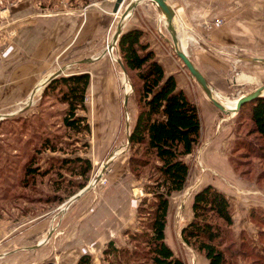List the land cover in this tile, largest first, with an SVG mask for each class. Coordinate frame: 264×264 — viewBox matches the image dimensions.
Here are the masks:
<instances>
[{"label":"rangeland","instance_id":"1","mask_svg":"<svg viewBox=\"0 0 264 264\" xmlns=\"http://www.w3.org/2000/svg\"><path fill=\"white\" fill-rule=\"evenodd\" d=\"M99 1L0 0V115L10 114L0 119V264H28L29 261L76 264L83 254H90L91 264H113L122 256L114 249L136 254L130 255L129 260L121 259L122 263L132 264L143 259L145 247L137 235L145 231L148 222L151 211L148 205L153 194L145 186L152 180L148 179L149 169L139 176L132 172L129 163L132 152L127 142L138 110L135 97L138 79L135 72L126 69L124 72L115 61L116 57L121 59L117 44L111 55L106 53L97 60L81 62L102 54L129 0L124 1L111 28H105L104 34V16L103 22L97 18L100 20L97 24L87 23L83 30H78L79 18L84 24L89 17L90 11L85 9L98 8ZM169 1L177 3L178 10H207L204 14L207 23L202 25L205 38L200 40L194 35L196 40L187 46V54L216 89L219 98L225 103L234 102L264 83V0ZM150 4L142 1L136 6L139 10H157ZM219 19L221 23L217 24ZM170 48L174 57L172 62L162 64L166 73L174 74L183 88L201 90L208 98L176 56L173 46ZM243 57L262 60L247 61ZM60 68L64 69L60 76L80 72L90 75L85 109L78 111L86 119L87 132L75 133L64 125L66 104L61 101L59 88L45 93L50 82L41 88L43 79ZM36 86L37 91L30 99ZM195 101L204 126L209 123L207 108L199 100ZM248 109L249 106L244 115L224 116L222 126L226 127L222 132L226 130L224 134H227L230 129L227 140L223 142V138L217 137L206 146L199 141L194 152L184 158L189 170L197 166L199 178L195 183L196 178L191 181L189 173L184 189L169 197L165 241L185 264H208L204 255L184 243L181 237V229L193 216L190 206L193 195L207 186L202 182L206 170L199 163L201 150L203 157L218 171L226 166L234 171L244 185L241 189L245 191H239V196H247L241 200L248 201L250 196L255 200L254 204L249 203L246 220L243 216L239 222L237 217L232 230L236 238L240 232L245 235L248 249L252 244L255 252L262 251L264 159L257 150L234 144L239 137L252 140V146L258 142L250 134L251 125L244 118ZM48 144L56 150L52 151ZM113 153L100 179L74 199L97 177ZM77 158L90 163L86 183L83 176L75 173L84 162L76 161ZM26 165L36 172L23 179ZM211 175L218 181V174ZM80 184L86 185L79 189ZM144 199L146 209L140 212ZM88 227L97 231L79 233L81 228ZM110 242L113 247L105 254ZM80 249L84 250L83 254H77ZM250 260L249 257L237 264H251Z\"/></svg>","mask_w":264,"mask_h":264},{"label":"trees","instance_id":"2","mask_svg":"<svg viewBox=\"0 0 264 264\" xmlns=\"http://www.w3.org/2000/svg\"><path fill=\"white\" fill-rule=\"evenodd\" d=\"M122 64L129 72H135L138 82L135 86V97L138 110L130 131L131 156L129 163L135 175H143L148 169L150 184L145 189L153 194L149 203L148 222L142 234L137 235L138 241L144 245L143 259L132 264H185L175 256L173 250L165 241V228L169 209V197L184 189L189 165L184 158L194 152L200 141L201 123L195 103L185 92L178 88L173 74H166L163 65L156 59L155 53L143 39L140 29H124L117 41ZM88 72L72 73L60 76L50 81L45 89L59 88L61 101L66 104L64 125L75 133L87 132L89 129L84 116L78 111L84 110L85 93L89 86ZM250 123V134L255 135L258 142L252 146V140L235 138V147H246L258 151L264 159V97L257 98L241 106L237 115H244ZM49 142L47 139L45 145ZM247 145V146H245ZM47 146V145H46ZM52 151L56 147L48 144ZM76 169V174L87 181L90 163L86 159ZM36 170L30 165L24 166L23 179L34 174ZM86 184L78 185L81 189ZM142 204V205H141ZM139 206V211L146 209L145 199ZM144 206V207H143ZM192 219L181 229L184 243L193 246L207 259L208 264H237L246 258L249 263L261 264L264 261V246L262 251L255 252L246 246L242 232L236 238L232 230L233 213L226 195L211 184L198 190L192 198ZM260 242H264V230L260 232ZM112 242L104 251L109 254ZM122 254L121 259H131L136 254L125 250H116ZM120 259L113 264H128ZM90 254H83L76 264H91ZM37 264H52L41 262Z\"/></svg>","mask_w":264,"mask_h":264},{"label":"crops","instance_id":"3","mask_svg":"<svg viewBox=\"0 0 264 264\" xmlns=\"http://www.w3.org/2000/svg\"><path fill=\"white\" fill-rule=\"evenodd\" d=\"M98 3H99L98 8H96L95 6H88L87 7V5H86L87 8L85 9V11H90L89 17L86 18L84 24H83V21H81L79 18V21L76 24L78 27V30H80V29L83 30L84 26L87 23H90L91 25H93V24H97V22H99L100 20H101V22H103L101 19L102 16H104V25H103L104 30L102 31V33L104 34V32L106 31L105 28H107V29L111 28V26L113 24V19L115 17L117 18V16H118V12L117 13L113 12L114 1L111 2L109 0H107V1L100 0ZM180 3L183 4L182 1ZM172 6L175 8L176 13L178 15V26H177V28H178V33L180 32L182 35V41L181 42L183 44H185L186 51L189 54V52L187 50V46L189 45V43H193L196 40L195 36L198 37L200 40H203L205 38L206 32H205V30L202 29V25L204 23H207V19H206L207 15H204L207 10H178L177 9V3H175V2L174 3L172 2ZM76 10H84V9L78 8ZM80 14H82V13L80 12ZM97 18H99L100 20H98ZM106 18L110 19V20L107 22ZM124 28L125 29L137 28V29L142 30L143 31V39L149 44L150 49H152L154 51L156 59L161 64H163L166 61L172 62V59H173L172 57H174V56L170 50L171 49L170 47L172 46L170 35L166 29L164 20L161 18L158 10H139L138 6H136L132 10L130 16L126 19ZM179 38H180V36H179ZM109 39H110V37H109ZM165 72H166V70H165ZM166 74H171V73L167 72ZM175 78H176V76H175ZM177 79H176V81H177L178 88L182 89L190 100L196 102L195 100L197 99L200 102L204 103L205 107L207 108V111L209 114V120H208L209 123L207 122L206 125L201 126V134H200V141L204 142V146L212 144L214 142V140H216L217 137L223 138V142L225 140H227L226 136H227V134L230 133V129L229 128L227 129V132H228L227 134H224L226 132V130H224V132H222L224 127H226V126H222V121H224V119L226 117L220 116L219 110L208 100V98H206L203 94H201V92H200L201 90L198 91V90H193V89L188 88V87L186 88L185 85L182 83V81H180V83H182L183 86L185 87V88H183L181 85H179V83H178L179 80H177ZM215 91H216V89H214V92ZM221 96H223V95H221ZM201 151L198 152L199 163L202 165V169L206 170L202 176L203 184L204 185L211 184L212 186L216 187L219 191L223 192L226 195V197H228V199L230 201L231 208H233L234 222H236L235 219L237 217H238L237 221L240 222V219L243 216H244L243 218L246 217V211H248V207L251 206V205H249V203L252 202L254 204L255 200L253 198H251L252 196H250L248 198V201L241 200L243 198H246L247 196H239V194H238L239 191L242 190L244 192L245 190L241 189V188H243L244 185H243V183H241L240 181L237 180V176L234 173V171L229 166H226V168L224 167L222 171H218L214 167V165H212L210 163L209 159L206 158V156L203 157V155H204L203 151H202V155H201ZM219 152L221 153L222 151L219 150ZM196 168H197V166L193 167L192 170H189V173L192 174V177L190 176L191 181H193V178H196L195 183H196V180L199 178L196 176V172L198 169V168L197 169ZM211 173L212 174L216 173L219 175L218 181L214 180V177H213V175H211ZM191 187H192V185H191ZM253 204H252V206H255ZM90 205L88 206V209H91L92 205H91V207H90ZM190 206H191V204H190ZM236 209H237V211H236ZM244 220H246V218ZM166 229L167 228H165V230ZM89 231H92L95 233L97 231V229H95L94 227H88L85 229L81 228V230H79V233L80 234L82 232L83 233H85V232L90 233ZM109 235H111V233ZM166 236H167V230H166ZM167 243L170 244L169 242H167ZM170 247L172 248V246H170ZM74 251H76V250H74ZM77 251H79L78 253L76 252L77 254H83L84 253V250H82V249L77 250ZM18 259H20L19 255H18ZM21 259H25V256H21ZM27 263L28 264H36L37 262L36 261H29Z\"/></svg>","mask_w":264,"mask_h":264},{"label":"water","instance_id":"4","mask_svg":"<svg viewBox=\"0 0 264 264\" xmlns=\"http://www.w3.org/2000/svg\"><path fill=\"white\" fill-rule=\"evenodd\" d=\"M125 0H115L113 5V12L117 13L120 10V7L124 3ZM142 1H149L159 12V14L162 16V19L164 20L166 29L170 35L171 43L174 48L176 56L182 61L183 65L186 67V69L189 71L191 76L194 78V80L199 84L203 92L206 94L208 99L212 102V104L218 108L219 114L221 117L232 116V113H237L241 106L244 103L253 101L257 98L264 97L263 91H264V83L257 88L253 89L251 92L244 93L240 95L237 99L236 105L234 108H228L223 104V102L217 97V95L214 92V89L210 85V83L206 80L204 75L200 72V70L197 68V66L194 64V62L190 59L189 55L185 52V50L182 48L180 39H179V33H178V15L176 13L175 8L172 6L171 2L169 0H139V1H132L130 0L126 6L123 13L120 15L119 20L115 26L114 31L112 32L110 39L107 41L104 51L101 55L93 57V58H87L84 60H81V62H91L94 60L99 59L103 55L108 52L110 47L113 45L116 47L117 41L122 34L125 26V20L128 18L132 12V10ZM243 60L247 61H255L260 62L262 59L260 58H254V57H243L241 58ZM122 65V62H121ZM123 69L125 70V67L122 65ZM63 68H60L56 70L55 72L51 73L48 77H46L45 81L42 83V87L46 86L51 80L57 78L58 76L63 73ZM126 71V70H125ZM37 87H35L31 94L30 99L32 96L36 93ZM128 100V94L124 97V102L126 104ZM10 114H3L0 115V119L8 117ZM127 142H130V133H128ZM112 155V154H111ZM111 155L108 157V160L103 164L101 172L97 175V177L94 179V182H96L98 179H100L103 171L106 169L109 161L112 159ZM92 183L86 185V187L76 194L74 196V199H76L78 196H80L83 192L88 190L90 187H92Z\"/></svg>","mask_w":264,"mask_h":264},{"label":"bare ground","instance_id":"5","mask_svg":"<svg viewBox=\"0 0 264 264\" xmlns=\"http://www.w3.org/2000/svg\"><path fill=\"white\" fill-rule=\"evenodd\" d=\"M132 1H134V2H136V1H139V0H132ZM161 16V15H160ZM119 17H120V15H119ZM118 17V18H119ZM161 18H162V16H161ZM127 19V18H126ZM125 22H126V20H125ZM179 36H180V38L179 39H181L180 40V42L182 41V35H181V33L179 32ZM181 45H182V48L184 49H186V46H185V44H184V46H183V43L181 42ZM113 49H114V46L112 45L111 47H110V49L108 50V52H106L107 54H109V55H111L112 54V52H113ZM187 53V52H186ZM115 61L122 67V65H121V59L119 58V57H116L115 58ZM122 69H123V67H122ZM123 71L125 72V70L123 69ZM46 79V78H45ZM45 79H43V81L42 82H44L45 81ZM41 86H42V83H41ZM37 87V86H36ZM125 92H126V88H125ZM263 95H264V91H263ZM218 97V96H217ZM219 98V97H218ZM222 102H223V104L225 105V106H227L228 108H234L235 107V105H236V102L237 101H235V102H227V103H225L224 101H223V98H219ZM238 99V98H237ZM233 114V113H232ZM114 155V153L111 155V157ZM93 185H94V180L91 182Z\"/></svg>","mask_w":264,"mask_h":264},{"label":"built area","instance_id":"6","mask_svg":"<svg viewBox=\"0 0 264 264\" xmlns=\"http://www.w3.org/2000/svg\"><path fill=\"white\" fill-rule=\"evenodd\" d=\"M109 1H111V2H113V1H115V0H109ZM217 24H219V23H221V20L219 19V20H217V22H216ZM210 26V24H208V27Z\"/></svg>","mask_w":264,"mask_h":264}]
</instances>
